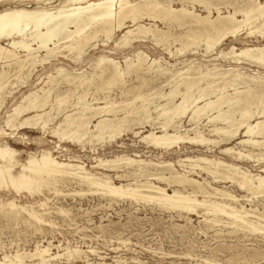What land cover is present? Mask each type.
Segmentation results:
<instances>
[{
    "label": "rangeland",
    "instance_id": "rangeland-1",
    "mask_svg": "<svg viewBox=\"0 0 264 264\" xmlns=\"http://www.w3.org/2000/svg\"><path fill=\"white\" fill-rule=\"evenodd\" d=\"M58 1L59 0H56L54 4H57ZM210 1V15L207 20H214L218 15L225 16L232 13L231 11L234 10V7L245 8L251 3L264 5V0ZM225 3L227 4L225 5ZM171 4H173L175 8L180 7L178 1L173 0ZM8 6L9 5L0 4V11H3ZM30 6L29 9L35 8V4L33 3H30ZM192 6L188 5V9L193 12L192 15H199L201 18L207 15L202 5H197V3H195ZM217 10H219V12ZM144 12H147V10H142V12L138 13L135 20L130 17L124 20V25L120 28H115V30H113L114 32H112V37L109 38L107 42L103 41L102 36L90 40V43L84 46V52L79 55V57L77 52L76 55L75 51L71 53L63 49L58 53L56 59H53L50 64H45L44 67L37 63L32 70L30 67L27 69L28 65H26L22 69L23 71H20L21 73H15L13 67L11 71L13 77H9V83L1 90V92H11L7 93L5 99L0 102V128L6 129L3 121L5 115L8 114L11 109L19 103L22 105L28 103V101L26 102L27 99H22L25 95L36 92L39 96L47 95L49 98L46 100V105L44 104V107L39 108L41 109L40 111L29 110L24 112L18 117V120L31 116L36 112L42 113L41 118L31 119L30 126L27 125L28 127L26 128L14 131L17 134H13V137L3 136L0 138V141H4L9 144L10 147L17 149L20 152L18 157L22 161H24L29 152L38 154L42 149H46L49 150L57 160H71L74 163L83 164L91 173H96L98 176H109L115 184L133 183L134 180L143 182L145 181V175H141L139 171H134V174L131 167L128 166L121 165L122 167L116 169L92 166L97 163V160L114 159L125 155L131 158H141L150 161H170L174 163V168H176L177 171L182 172L181 167L175 162L176 160L184 158L185 156H206L238 165L242 169L264 176V172L260 171L261 168L264 167L263 161L260 160V162L257 163L256 161H250L248 159H237L231 154L222 152L225 147H232L244 153H251L253 158L258 157L257 155H264V145L262 144H257L256 147H241L237 143L239 140L247 138V134L245 135L243 133L245 130L243 128L239 129L236 136L218 144L212 143L205 146L200 143L184 142L175 144L167 151L147 145L140 140V137L149 131L159 130L156 126L152 125L155 121L158 123L162 121L156 120L158 108L156 109L154 107L165 102L166 96L164 94H168V92L176 89V84L174 82L178 81V79H171L173 78L171 77L172 72L176 70L184 71L188 66H190V68L187 69L185 73L188 72L187 74H191V76L194 77L193 80L197 81L196 85L191 87L187 93L183 94L189 104V109H187L184 114L177 112L176 115H172L170 121V123L173 121L175 125L179 126L178 130L181 133L195 125L192 121H189L188 118L191 109L196 105L202 106L209 100L219 103L231 97L230 103L222 105V109L224 110H232L238 105L241 106L246 100H250L247 106L251 112L264 108V65L255 64L248 60L235 63L230 59L232 55L227 53L231 46L237 49L254 46L264 48V36H260L261 34L249 35L247 34L248 29L246 26H243L240 30L241 34H238L234 38L230 36L221 44L215 46L212 51L205 52L206 44L201 41L205 33L204 28L207 26L205 18L199 22H189L190 24H181V26H179L180 23H178L179 25L176 23L168 25L161 23L158 19L149 17ZM147 13H149V15L152 14L151 11ZM239 14H236L237 20L243 16ZM136 26H140L141 28L139 29L138 27L136 29ZM126 30H133V33H135L137 37H133L129 40L128 44H121L118 48L115 47V44L118 43ZM140 30L147 31L143 32ZM157 31L159 33H157ZM187 32L192 33V35L195 36L194 39L186 37L185 33ZM201 35L202 37H200ZM155 37L158 39L156 38L155 40ZM0 44L5 45V41H0ZM179 50H181V52ZM137 52H140L142 56L144 55L146 58V65L142 67L143 71L146 70L144 73L142 70L137 73L133 67H127L129 68V73V71L127 72L128 69L126 70L125 68L126 64L131 60H135V54ZM221 52H226L227 54L220 55ZM18 53L19 56L23 54L22 51ZM63 54L65 56H63ZM101 56L118 61L122 72H127L126 74H128V76L126 74L124 75L126 81L124 84L115 83L116 85H101L103 81L99 79L102 78L100 72L106 65V63H101L100 67L96 65L97 60ZM154 59L158 61L152 64V67L154 66V71L155 67L159 64L168 71L166 73L169 75L165 73L164 75L158 74L157 76V71L154 73L152 67H147ZM59 66H62L65 70L60 74L55 70ZM2 68L6 69L7 67L1 62L0 71ZM218 69H222L220 72L224 73V79L227 83H225V81L220 82L223 73L218 75L217 73L219 71H215ZM28 70H30V72H27ZM198 70L202 72L210 70L209 76L198 77ZM141 72L143 75H140L142 74ZM236 73H240L242 77L241 80L240 77L239 81L236 83L227 81V76L231 78L237 76ZM230 74L234 75L231 76ZM136 75H139V77ZM77 76L86 77V79L90 78L91 82L92 78L93 81H101L97 83L98 85L96 84L98 87L90 81L89 83H84L87 85H77L78 83L64 84L68 79L72 80ZM219 76L220 80L218 79ZM53 77L55 78L53 79ZM142 77H144L145 80H143ZM63 79H66V81ZM213 79L216 81L205 88V91L202 90L208 81H212ZM247 79H249V81ZM188 80L190 79H187V82ZM242 80L244 81L242 82ZM52 81L54 82L52 83ZM131 88H133L134 91L130 90ZM214 91L215 93H213ZM41 92H43V94ZM261 93L263 95H261ZM59 94L64 96L68 95L60 104L56 99V95ZM137 94L140 96L138 97ZM181 94L182 93H177L175 96L168 97L172 100L168 106L171 107L174 103H179V101L182 100ZM198 95H202L204 98H199ZM255 95H257L256 98ZM216 97L219 98V100L216 99ZM193 98L196 102L192 104ZM214 98L215 100H213ZM259 98H261V100ZM108 103L113 104L114 108H112V111L104 114V110L103 112L101 109H99L100 112H98L97 109L96 111L94 110V116L91 118L88 125L91 133L89 132V135L88 133H86L85 136L83 135L80 142L77 141V139L71 140L66 137H61L62 140L60 141V138L53 134V128L66 122L68 118L73 119V117L81 115V109L84 106L89 105L90 107H96L104 106L105 104L108 105ZM256 104L261 106L257 105L256 108ZM249 105H254L255 108ZM130 108H137L135 111L133 110L132 115L131 112L129 115V113L125 111ZM142 110L144 113H142ZM146 113L151 115L152 118L154 117V119L151 121L144 120L143 115L145 116ZM68 114L69 116L65 118ZM124 114L127 116L126 119L132 124L131 130H125L121 132V136L116 135L117 137H109V139L107 134L102 135L100 137L102 139L98 137L95 138L97 133L93 130L92 125L97 122L99 117L104 115V117L108 118H114V116L120 118L124 116ZM208 115H215V110H211ZM237 116L238 113H234L233 117H235V119H238ZM223 119L224 116L218 119L219 121L215 120V124L214 122H210L207 124V127H205L210 128L212 124L220 126L223 124ZM207 120V116L203 115L200 120L201 125L199 126L204 125ZM40 121H46L44 129L40 128V123H38ZM33 122H37L36 125H38L34 126ZM249 122H255L254 117H252ZM153 127L156 128L153 129ZM205 127H201L204 135L209 138H215V135H209ZM6 132H11V130L7 129ZM187 133L190 136L193 134L191 130ZM92 135H94V137ZM254 139L261 141L262 137L258 135L254 137ZM196 172L190 173V176L202 182L203 186L209 192H213L212 189L209 188L212 186L239 197L240 200L233 204L238 206L240 203L246 209H253L254 213L250 218L252 217V220L260 224L264 223L262 220V214L264 213V198L262 196L240 189L232 181L230 182L228 178L219 177L217 178L218 180L216 179L213 181L212 177L205 172L201 171L198 173L199 170ZM144 173L146 174L145 171ZM156 180L157 179H150L149 181L159 186L166 187L169 193L173 189H181L174 183L168 185V182L165 180H160L162 182ZM63 183L55 184V187L62 191L61 194H56L52 191L47 192L46 189L43 190V194L49 197L48 200H46V207L38 206L40 201L45 200L41 193L30 196L24 190L16 193L9 188L0 189V200L2 202L12 199L16 205L29 204L37 213L39 212V215L42 216L45 221H51L53 223L52 226L47 224L33 226L24 223L23 221L26 215L22 211H18L19 214L17 213V216L12 215L8 218L4 215L7 207L0 205V243H3V247L0 248V257L3 253L13 254L15 250L28 251L34 248L36 244L40 243L42 246H47L51 252L61 251L66 247L77 249L79 253L76 257L77 261L75 264H84V260H88L89 262L101 261L111 264H115L116 262H124V264H264L263 227L258 228L257 225L258 229L254 230L252 228L240 226V224L232 223L230 218L224 214L212 216L195 214L177 209H165V207L158 206L151 201L142 199L136 201L129 198L122 199L121 197H114V200L112 199L110 201L108 200L110 199L109 197L103 196L98 191L96 193L94 191H89L90 193H88L84 189L82 195H64V193H69L68 191L78 186L74 180H65ZM186 188L189 190L191 186L186 185ZM3 209L5 210L3 211ZM65 212L67 213L65 214ZM211 218L220 219L218 222L219 224H215L212 220H209ZM35 228L40 229L35 230ZM61 262L62 264H67L65 263V259H61ZM55 263H58V260L55 261Z\"/></svg>",
    "mask_w": 264,
    "mask_h": 264
},
{
    "label": "bare ground",
    "instance_id": "bare-ground-1",
    "mask_svg": "<svg viewBox=\"0 0 264 264\" xmlns=\"http://www.w3.org/2000/svg\"><path fill=\"white\" fill-rule=\"evenodd\" d=\"M175 1L179 2L180 4L179 8H175L173 4H171L173 0H59L57 4H54L56 0H0V4L9 5L6 9L0 11V41L2 40L5 41V45L0 44V63L2 62L5 65V67H7L6 69L2 68V70L0 71V102H2L5 99L7 93L11 92V91L1 92V90L4 88V86H6L7 83H9L8 82L10 79L9 77L12 76L11 74H13L11 72L13 67L15 73H21L20 71L26 65H28L27 69L29 67L32 69L37 63L41 64L44 67L45 64H50L53 59H56L58 53L63 49L71 53L72 51H75V53L76 52L78 53V57H79V55H81L84 52L83 51L84 46L86 44L88 45L90 43L89 42L90 40H93V38L96 39L98 36H102L103 41L107 42L109 38L112 37V32H114L113 30H115V28L122 27L124 25V20H126L129 17L135 20V18H137L136 15L142 12V10L144 11L147 10V12L151 11L152 12L151 15H149V13L147 12L144 13L153 19H158L161 23L168 25H171L173 23L176 24L180 23V25L179 24L178 25L181 26V24H186V23L190 24L191 22L195 23V22H199L200 20H204L205 18V20L207 21L206 22L207 26L206 28H204L205 33L203 35V38L201 39V41H203L206 44L205 52L212 51L215 46L221 44L226 38L230 36L234 38L238 34H241L240 30L241 27L243 26H246V28L248 29L247 34L249 35L261 34L260 36H264V5L262 4L251 3L249 6L245 8L234 7V10L231 11L232 13H229L225 16L218 15V17H216L214 20L212 19L207 20L209 19V15H210V2H211L210 0H175ZM30 3L35 4V8L29 9L31 7ZM195 3H197V5H202L203 8L206 10L207 15H205L204 18L199 17V15H195V14L192 15L193 12L188 9V5L192 6ZM226 4L227 3H225V5ZM217 11L219 12V10ZM239 13H241L243 16L241 17L242 19L239 18V20H237L236 14ZM191 18L192 19L195 18V19L192 20ZM138 27L139 29L141 28L140 26H136V29ZM157 33L159 32L157 31ZM185 34L186 37L191 39H194L195 37L192 35V33L189 32ZM133 37H137L135 33H133V30H126V32L123 33V35L121 36V39L118 41V43L115 44V47L118 48L121 44H128L129 40H131ZM200 37H202V35ZM156 38L157 37H155V40ZM181 50L179 51L181 52ZM20 51L23 52L22 56H19L18 52ZM227 53H230L232 55L230 59L235 63H237L238 61L241 62L242 60H248L249 62L255 64L264 65L263 47L254 46V47H243L237 49L234 46H231ZM227 53L221 52L220 55H225ZM63 56L65 55L63 54ZM135 56H136L135 60L133 61L131 60L127 62L125 67L126 70L128 69L127 72L129 71V68L127 67L130 68L133 67V69H135V72L137 73L138 71L142 70V67H145L146 58L144 57V55L142 56L140 52H137ZM157 62L158 61H155L154 59L150 64H148L147 67L151 68L152 64ZM101 63H106L104 68H102V71L100 70L101 71L100 76H102V78L99 79L103 81L101 85L106 84V86L107 85L109 86L115 83L124 84L126 82L124 75L127 72L126 73L122 72V70L119 67L118 61H115L114 59L109 57L101 56L97 60L96 65L100 67ZM189 68L190 66L185 68L184 71L183 70H176L173 72L171 71L172 72L171 77H173L171 79L174 78L178 79V81L175 82L173 81L176 84V86L174 85L176 89H173L172 91L168 92V94H164L166 96L165 102L163 104H159L154 107L156 109L158 108V116L156 120L157 121L162 120V121H160L159 123L156 121L155 122L152 121L153 122L152 125L156 126L159 130L149 131L148 133L142 135L140 137V140L145 142L147 145L154 146L156 148H160L163 149L164 151H167L171 149L175 144L184 143V142L187 143L191 142L195 144L200 143L205 146L212 143L218 144L222 141L228 140L236 136L239 129L243 128L245 129L243 133L245 135L247 134V138L241 139L237 142L241 147H245V146L256 147L257 144L264 145V108L257 111L254 110V112H251L247 106L250 100L244 101L241 106L238 105L232 110L222 109L223 104L225 105L226 103H230V100L232 99L231 97L227 98L225 101L222 100L219 103L209 100L206 101V103L202 106L201 105L194 106L191 109L188 118L189 121H192V123H194L195 125L188 130L186 129L187 132L189 130L192 131L193 133L192 136H190L186 131L181 133L178 130L179 126L175 125L173 121L172 123H170L172 115L173 116L174 114L176 115L177 112L184 114L185 111L189 109L188 108L189 104L183 94L187 93L189 89H191V87L197 84V81L193 80L194 77H192L191 74H187L188 72L185 73V71ZM55 70L58 72V74L65 71L62 66L57 67ZM221 70L222 69H218L215 71H219L217 74L220 75L223 73L220 72ZM155 71H157L156 74L157 76L158 74L164 75L166 72H168L165 68L161 67V65L159 64L157 65V67H155ZM155 71L154 73H156ZM209 71L206 70L205 72H202L198 70L197 73L199 74L198 77L199 76L208 77ZM27 72H30V70H28ZM143 73L140 75H143ZM236 74L237 76L234 77H231L234 74L233 75L230 74L231 78H228L227 76V81L232 83L233 82L236 83L237 81H239L241 75L240 73H236ZM126 75L128 76V74ZM136 76L139 77V75ZM54 78L55 77H53V79ZM142 78L143 80H145L144 77ZM219 78L220 76L218 77V79ZM224 78L225 75L223 73L221 75V80L219 79L220 82L225 81ZM66 79L63 80L66 81ZM187 79L190 80H188L187 82ZM241 79L242 77L240 78V80ZM90 80H91L90 78L86 79V77L77 76L74 77L72 80L68 79L67 82H65L64 84L78 83L77 85L79 84L87 85L84 83H89ZM247 80L249 81V79ZM99 81L98 80L93 81L92 78V82L91 81L90 82L96 85ZM215 81L216 80L214 79L212 81L209 80L206 86L204 87V89L202 90L205 91V88H207ZM243 81L244 80H242V82ZM53 82L54 81H52V83ZM225 83L227 82L225 81ZM256 84H260V83H256ZM133 88H131L130 90H133ZM176 92L178 94L182 93L181 94L182 100L179 101V103H174L171 107H169L168 105L171 103L172 100L169 99L168 97L175 96V94L177 95ZM41 93L43 94V92ZM213 93H215V91ZM224 94H225V90H224ZM263 94L261 93V95ZM124 95L126 94L124 93ZM67 96L61 94L56 95L57 102L60 104L63 100H65L64 98ZM137 96L139 97L140 95L137 94ZM198 96L199 98L203 97L202 95H198ZM256 96L257 95H255V98ZM48 98L49 97L47 95L39 96L38 94H36V92H31L25 95L24 97H22V99H27L26 102L28 101V103L26 105L24 104L22 105L19 103L13 109H11V111L8 112V114L5 115V119L3 122L6 129L0 128V138L3 136L13 137V134H17L14 131H19L20 129L28 127L27 125L31 123L30 122L31 119L41 118L42 113L36 112L31 116L24 117L23 119L18 120V117L24 112H27L29 110L40 111L41 109L39 108L44 107V104L47 102L46 100ZM216 99L219 100V98L217 97ZM259 99L261 100V98ZM213 100H215V98ZM195 102L196 100L193 98L192 104ZM257 105L258 104H256V108ZM112 108L114 107L113 104L111 103L110 104L108 103V105L105 104L104 106H96V107H92V106L90 107L89 105L84 106L81 109L82 112L81 115L77 117L75 116L73 117V119L68 118L66 122L59 124L58 126L55 125L57 127L53 128L52 132L53 134L57 135L60 138L59 139L60 141L62 140L63 137L64 138L66 137L71 140L77 139V141L80 142V139L83 135L85 136L86 133H88V135L89 132L91 133V131H89L88 125L90 123L91 118L94 116L93 111L94 110L96 111L97 109V111L100 112L99 109H101L102 112L104 110V114H107L110 111H112ZM136 109L137 108H132V109L130 108L125 111L129 113V115L131 112L132 115L133 110L135 111ZM211 110H215V115H210V116L208 115V113H210ZM142 113H144L143 110ZM234 113L235 114L238 113L237 116L238 119L237 118L235 119V117H233ZM203 115L204 116L206 115L208 120L204 125L199 126L201 125L200 120ZM68 116L69 114L66 115L65 118H67ZM222 116H224L222 125L216 126L210 124L211 127L206 128L207 124H209L210 122H214L215 124L216 122L215 120L221 119ZM126 117L127 116L125 114L120 118L115 116L114 118H108V117H104V115L99 117L97 122L94 125H92L93 130H95L97 133L95 138L97 137L100 138L102 135L107 134L109 139V137L112 138L115 137L116 135H120L121 132L125 130L128 131L131 130L132 124L126 119ZM252 117H254L255 122L250 123L249 120ZM143 119L146 121H151L154 119V117L152 118L151 115H148L146 113L145 116L143 115ZM36 123L37 122L35 123L33 122L34 126L38 125V124L36 125ZM38 123H40L39 124L40 128L44 129L46 125V121H40ZM156 127H153V129ZM201 127H205L209 135L213 134L215 135V138L206 137L203 131L201 130L202 129ZM7 129L11 130V132H6ZM258 135L262 137L261 141L254 139V137ZM92 136L94 137V135ZM222 152L231 154L237 159L238 158L248 159L250 161H256L257 163L260 162V160L264 162V155L263 156L257 155L258 157L253 158L251 156V153L250 154L248 152L244 153L240 150H235L232 147H225L222 150ZM19 154L20 152L17 149L10 147V145L4 141H0V189L9 188L16 193H19L20 191L24 190L30 196H34L35 194L41 193L45 200H42L40 202L38 201L39 202L38 206H44V207L47 206L46 200H48L49 197L43 194L44 189H46L47 192L52 191L53 193L61 194L62 191H60L57 187H55V184L63 183L65 180H74V182L77 183L78 187L75 189H71L70 191H68L69 193H64V195H71V196L72 194L82 195L84 189L88 193H90L89 191H94L95 193L98 191L103 196L109 197L110 199L108 200L110 201L114 197H121L122 199L129 198V199H134L136 201L142 199L145 201H151L157 204L158 206L160 205L162 207H165V209L166 208L177 209L181 211L192 212L195 214L197 213V214H205L212 216H217L218 214H224L228 218H230L232 223L240 224V226L252 228L254 230L255 229L257 230L260 227L264 228V223L260 224L259 222L252 220L251 219L252 217L250 218V216H252L254 213L253 209H246L240 203L238 206L233 204L234 202L240 200L239 197L212 186L209 188H211L213 192H209L203 186L202 182L190 176V173H195L197 170H199L198 173H200L201 171L205 172L207 175H210L212 177L213 181L219 177L228 178L230 179V182L232 181L240 189H243L244 191H247L252 194L260 195L264 198V176L262 174L252 173L249 170L242 169L238 165L231 164L222 161L220 159L209 158L206 156H196V157L185 156L184 158H179L175 162L181 167L182 172L177 171L176 168H174V163L170 161H150L141 158L139 159L131 158L125 155L114 159L97 160V163L92 166L108 167L111 169L120 168L122 166H128L131 167L133 173L134 171L135 172L139 171V173L141 172L140 173L141 175H145V181L143 182H138V180H134L133 183L115 184L109 176L107 175L98 176L96 173H91L84 167L83 164L74 163L71 160H67V161L57 160L51 154V152L46 149H42L38 154L34 152L27 153L24 161L19 159L18 157ZM144 171L146 172V174L144 173ZM260 171L264 172V167L261 168ZM150 179H157L156 181L165 180L168 182V185L170 183H174L181 189L176 188L169 193L166 190V187L159 186L149 181ZM186 185H190L191 188L188 190L186 188ZM0 205L7 207L5 213L4 212L3 213L8 218L11 217L12 215L17 216L18 211H22L26 215V218L23 221L24 223H28L33 226H38L40 224H47L49 226L53 225L51 221H45L43 217L39 215V212L37 213L33 209V207L29 204L16 205L11 199V200H7L6 202H2L0 200ZM4 210L5 209H3V211ZM66 213L67 212H65V214ZM209 220H212V222L215 224L220 221V219H215V218H211ZM262 220L264 221V213L262 214ZM37 229L40 228H35V230ZM2 244L0 243V248L3 247ZM78 253L79 252L77 251V249L75 248L72 249L67 247L62 249L61 251L51 252L47 246H42L39 243L36 244L34 248L28 251L15 250V253L13 254L3 253L0 257V264H62L61 259H65L66 260L65 263L67 264H75L77 261L76 257ZM57 260L58 263H55V261ZM83 263L111 264L101 261L89 262L88 260H84ZM119 263L120 262H116L115 264H119ZM120 264H124V262ZM137 264H141V263H137Z\"/></svg>",
    "mask_w": 264,
    "mask_h": 264
}]
</instances>
